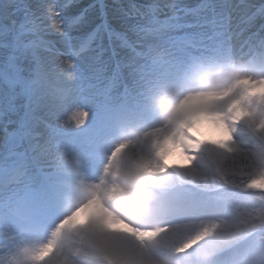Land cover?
I'll list each match as a JSON object with an SVG mask.
<instances>
[{
  "label": "snow or ice",
  "instance_id": "6c2138e0",
  "mask_svg": "<svg viewBox=\"0 0 264 264\" xmlns=\"http://www.w3.org/2000/svg\"><path fill=\"white\" fill-rule=\"evenodd\" d=\"M108 8L0 0V264H264V0Z\"/></svg>",
  "mask_w": 264,
  "mask_h": 264
},
{
  "label": "bare ground",
  "instance_id": "6f19581e",
  "mask_svg": "<svg viewBox=\"0 0 264 264\" xmlns=\"http://www.w3.org/2000/svg\"><path fill=\"white\" fill-rule=\"evenodd\" d=\"M136 3H148L155 5L157 7V11L160 14H165L169 11L170 5H175V8H185V7H194L197 3H199V0H132ZM125 2L129 3L128 0H125ZM181 9L177 10L180 11ZM111 17H123L124 12L122 11H113L111 10L110 13ZM151 123V121H149ZM197 134L201 136L202 139H222V133L217 130V126L208 118H202L197 126L196 129ZM167 159L171 164H179V163H185L182 154L179 150H172L168 153Z\"/></svg>",
  "mask_w": 264,
  "mask_h": 264
},
{
  "label": "rangeland",
  "instance_id": "374dc122",
  "mask_svg": "<svg viewBox=\"0 0 264 264\" xmlns=\"http://www.w3.org/2000/svg\"><path fill=\"white\" fill-rule=\"evenodd\" d=\"M85 1L86 0H83V2L86 4ZM109 4L110 9H112L113 11H122L124 12V14L126 11H129V9L124 6L123 0H109ZM144 11L147 12L146 9H144ZM89 19L94 22V13L90 14Z\"/></svg>",
  "mask_w": 264,
  "mask_h": 264
}]
</instances>
